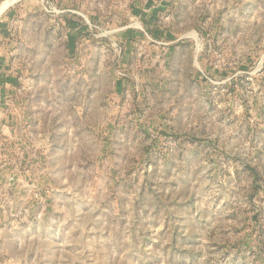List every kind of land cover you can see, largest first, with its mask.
Here are the masks:
<instances>
[{
  "label": "rangeland",
  "instance_id": "1",
  "mask_svg": "<svg viewBox=\"0 0 264 264\" xmlns=\"http://www.w3.org/2000/svg\"><path fill=\"white\" fill-rule=\"evenodd\" d=\"M158 1L0 0V264H264V0Z\"/></svg>",
  "mask_w": 264,
  "mask_h": 264
},
{
  "label": "crops",
  "instance_id": "2",
  "mask_svg": "<svg viewBox=\"0 0 264 264\" xmlns=\"http://www.w3.org/2000/svg\"><path fill=\"white\" fill-rule=\"evenodd\" d=\"M160 6V1L158 0H147V2L145 3V9L143 10L144 12H142V15L145 16L146 13L147 14L146 18H147V22L148 24H151V20L150 18L152 17L150 15L151 12H155L156 9ZM10 13L6 12V16L8 17ZM71 39H70V43H69V50H77V46L80 43V41H83V38L86 37L88 30H86V25H79V26H71ZM4 26L0 25V33L2 34V30L5 31V29H3ZM145 32L151 36V37H156L158 36V34H161L162 32L160 30H158V28H155V26L152 24L149 27H147V30H145ZM136 31L130 30L129 32L126 33V37L130 38V37H135L136 35ZM49 36V35H48ZM84 44L87 42L86 39H84ZM2 59H0V91L2 92L3 95H5V92L12 87L13 85V79L8 77L7 75L3 74V70L4 67L6 65L2 64ZM3 69V70H2ZM3 99H6L5 96Z\"/></svg>",
  "mask_w": 264,
  "mask_h": 264
}]
</instances>
